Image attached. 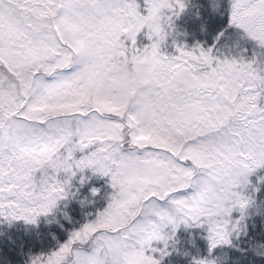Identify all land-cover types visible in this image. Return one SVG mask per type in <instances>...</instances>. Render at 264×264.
Masks as SVG:
<instances>
[{
	"label": "snow or ice",
	"instance_id": "snow-or-ice-1",
	"mask_svg": "<svg viewBox=\"0 0 264 264\" xmlns=\"http://www.w3.org/2000/svg\"><path fill=\"white\" fill-rule=\"evenodd\" d=\"M0 264H264V0H0Z\"/></svg>",
	"mask_w": 264,
	"mask_h": 264
}]
</instances>
